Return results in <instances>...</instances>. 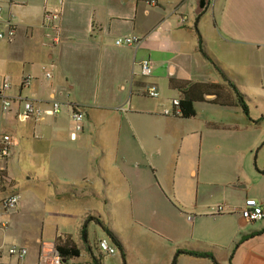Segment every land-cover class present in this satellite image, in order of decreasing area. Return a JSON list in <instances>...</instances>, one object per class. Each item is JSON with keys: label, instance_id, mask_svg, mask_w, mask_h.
Returning a JSON list of instances; mask_svg holds the SVG:
<instances>
[{"label": "crops", "instance_id": "crops-1", "mask_svg": "<svg viewBox=\"0 0 264 264\" xmlns=\"http://www.w3.org/2000/svg\"><path fill=\"white\" fill-rule=\"evenodd\" d=\"M0 7V30L16 27L12 42L0 41V78L11 82L3 96L12 100L3 111L0 98V139L16 142L11 157L0 158L8 179L0 185V247L26 248L22 264H36L41 243L58 240L80 251L64 264H172L178 251L213 259L181 254L176 264H264V219L240 214L246 201L264 206V110L250 106L264 101V0ZM49 10L60 12L57 44L44 20ZM125 36L142 43L116 46ZM146 60L151 76L141 71ZM150 85L157 99L147 96ZM175 99L192 101L195 115H164ZM21 100L43 115L22 121ZM75 110L84 122L73 140ZM12 193L20 203L7 211ZM220 205L226 210L216 214ZM102 240L114 255L100 251ZM0 261L18 263L6 251Z\"/></svg>", "mask_w": 264, "mask_h": 264}, {"label": "built area", "instance_id": "built-area-1", "mask_svg": "<svg viewBox=\"0 0 264 264\" xmlns=\"http://www.w3.org/2000/svg\"><path fill=\"white\" fill-rule=\"evenodd\" d=\"M154 5L155 2L151 1ZM2 14V8L0 7V18ZM44 20L46 23V27L51 32V39L52 42L57 44L60 42V34L61 29L59 26L60 20V12L59 10H49L45 11L44 13ZM16 35V27L14 24L8 22L5 23V30H0V41H7L12 42ZM142 43V39L137 36H125L116 39L115 45L118 47L129 46V47H137ZM42 71L46 78L51 79L53 76V69L48 68L47 66L42 67ZM141 71L144 76H151L152 75V66L150 61H143L141 64ZM30 82V77H25L23 80V86H27ZM11 88V82L8 77L0 78V98L2 99V109L3 111H8L11 107L12 100L8 97L3 96V92L8 91ZM147 96L151 99H157L160 94L154 85H150L147 88ZM23 101V100H21ZM174 106L173 113H170L168 110L165 111V115H174L178 116L181 113L180 109V101L175 99L172 101ZM60 112V104L58 102L52 103L51 110L49 113L51 114H58ZM44 111L37 107L33 101L31 100H24L23 101V112L20 114V119L22 121L28 120L30 118H39L42 116ZM71 120L73 123V132L71 134V138L73 140L76 139L77 135L82 132L83 130V122H84V113L80 110H75L71 114ZM16 142L13 137L9 135H3L0 139V158L7 160L12 155V149L15 146ZM7 176L5 169L0 167V185L7 181ZM20 203V196L17 193H12L7 196L3 200V206L7 211L15 210ZM225 207L219 206L216 210V214H223L225 212ZM242 218L247 222H259L264 219V206L258 204L255 201L249 200L246 201L243 209L240 211ZM189 220H192L191 216H188ZM99 249L101 252L114 255L116 253V249L111 247L107 240H102L99 242ZM6 251L9 257H15L18 260L17 264H22L25 258L28 255V251L26 248L19 247V246H10L7 249H3L0 247V258L2 257L3 253ZM0 264L2 263L0 261ZM36 264H64L63 260L61 259L57 249L55 242H43L40 246V255L39 261Z\"/></svg>", "mask_w": 264, "mask_h": 264}, {"label": "trees", "instance_id": "trees-1", "mask_svg": "<svg viewBox=\"0 0 264 264\" xmlns=\"http://www.w3.org/2000/svg\"><path fill=\"white\" fill-rule=\"evenodd\" d=\"M207 1H209V0H207ZM201 3H202V6H204L205 0H201ZM207 4L208 3H206V5ZM240 97H241V105H242L244 111L247 113L248 108L242 99V95H240ZM180 109H181V113L177 117H182V118L188 119V118H191L195 115V109H194V105H193L192 101H189V100L180 101ZM98 224L101 225V222L98 221ZM106 232H107L108 236L114 241V243L116 245L120 246V243L117 240V238L109 230L106 229ZM55 243H56V249H57L62 260L75 259V258H78L80 256L79 249L74 244H72L71 241H68V240L60 241V240H58ZM181 254H186V255H190V256H194V257H204V258L213 259V256L211 254H208V253H198V252H192V251H178L176 253L174 259H173L172 264L177 263V257Z\"/></svg>", "mask_w": 264, "mask_h": 264}, {"label": "rangeland", "instance_id": "rangeland-1", "mask_svg": "<svg viewBox=\"0 0 264 264\" xmlns=\"http://www.w3.org/2000/svg\"><path fill=\"white\" fill-rule=\"evenodd\" d=\"M250 92H254V91H253V87L251 88V91H250ZM249 95L253 98V95H251V94H249ZM250 102H251V103H250V106L252 107V110H255V111L264 110V101H263V100H261V101L258 103V109H254V108H253V106H255V104H256V100H255V101L251 100ZM253 102H254V103H253ZM164 115H165V113H164ZM228 169H229V173H231V172H232V166L230 165V166L228 167ZM221 206L226 207L225 205H221Z\"/></svg>", "mask_w": 264, "mask_h": 264}]
</instances>
